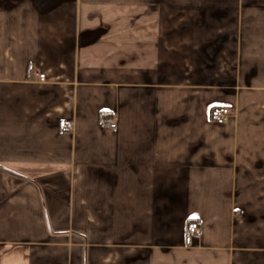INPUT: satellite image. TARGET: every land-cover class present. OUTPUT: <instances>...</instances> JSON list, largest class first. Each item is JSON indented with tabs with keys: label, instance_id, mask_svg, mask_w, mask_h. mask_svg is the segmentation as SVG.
Wrapping results in <instances>:
<instances>
[{
	"label": "crops",
	"instance_id": "crops-1",
	"mask_svg": "<svg viewBox=\"0 0 264 264\" xmlns=\"http://www.w3.org/2000/svg\"><path fill=\"white\" fill-rule=\"evenodd\" d=\"M0 264H264V0H0Z\"/></svg>",
	"mask_w": 264,
	"mask_h": 264
},
{
	"label": "built area",
	"instance_id": "built-area-1",
	"mask_svg": "<svg viewBox=\"0 0 264 264\" xmlns=\"http://www.w3.org/2000/svg\"><path fill=\"white\" fill-rule=\"evenodd\" d=\"M38 80L43 82L45 81L44 73H37ZM209 116L211 121L217 124H224L229 121L232 117V112L230 108L224 106H216L213 107L210 112ZM99 125L101 128L109 129L112 132H116L118 130V124L115 119L108 118V117H101L99 119ZM73 122L69 120H60L58 122V131L60 134H66L73 130ZM189 235L194 238H200L204 234L203 227L196 221H193L188 226Z\"/></svg>",
	"mask_w": 264,
	"mask_h": 264
}]
</instances>
